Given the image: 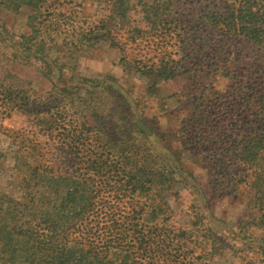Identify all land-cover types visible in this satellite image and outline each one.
<instances>
[{"label":"rangeland","instance_id":"obj_1","mask_svg":"<svg viewBox=\"0 0 264 264\" xmlns=\"http://www.w3.org/2000/svg\"><path fill=\"white\" fill-rule=\"evenodd\" d=\"M5 2L18 8L0 6V82L34 100L38 108L57 112L71 128L87 122L89 132L130 144L140 155L136 159L157 171L154 191L162 210L156 217L145 214L150 208L141 203L144 195L134 196L133 202L126 190H119L112 203V185L75 170L58 136L43 134L26 115L14 111L0 119V192L21 200L25 160L36 161L58 178L60 194L64 185L72 186L64 177L86 178L87 186L71 187L70 196L85 193L91 198L88 218L108 216L122 226L139 208L136 200L143 206L144 226L190 230L192 235L183 239L201 248L205 264H264V209L260 211L257 200L262 193L256 194L250 184L256 172H264V150L261 159H250L249 168L234 154L222 163L211 155L214 140L215 147L223 148L220 139L227 135L230 142L253 135L264 112V43L209 24L210 11L225 13L235 0H167L159 23L153 21L152 0H141L151 8L139 0L112 6L111 0H72L63 8L72 15L68 31L46 30L53 41L44 38L51 45L44 56L60 66L57 71L52 65L48 73L38 59L41 53L30 51L29 39L21 37L40 27L38 10L23 0ZM110 10L114 15L101 22L107 21L112 39L101 35L104 25L94 29ZM86 29L91 33L82 37ZM81 78L99 82L92 87ZM98 113L103 119L97 127L93 114ZM132 120L142 121L147 138L138 134ZM205 125L215 130V139L201 138ZM20 145L23 149L17 151ZM28 147L38 157L22 155Z\"/></svg>","mask_w":264,"mask_h":264},{"label":"trees","instance_id":"obj_2","mask_svg":"<svg viewBox=\"0 0 264 264\" xmlns=\"http://www.w3.org/2000/svg\"><path fill=\"white\" fill-rule=\"evenodd\" d=\"M5 1L0 0V6L4 5L16 11L18 5L11 7ZM71 1L23 0L26 5L34 7L36 13L38 10L41 16L40 27L34 26L28 34L21 37L29 39L30 51L34 49L41 53L42 58L38 59H42L44 73L51 71L52 65L60 71V66L53 60L49 63L46 59L47 49L51 45H47L44 38L53 41L52 34L49 38L50 32L46 31L47 29L58 30L57 28L61 27V31H68V26L72 25V20H69L72 19V15L65 14L63 8ZM123 1L111 0L109 5L112 6L115 2L122 4ZM139 1L146 6L141 0ZM166 2L167 0H163L162 3L157 4V0H152L155 7L152 13L154 23L164 20ZM234 3L225 13L210 11L209 24L220 31H233L244 35L255 44H263L264 0H235ZM151 7L152 5L146 6V8ZM41 8L47 11L43 15ZM112 12L110 10L106 18H101L94 28L97 30L98 24L104 25L102 27H105V30L101 35L110 39L113 35L106 24L114 15ZM144 15L148 19V14L144 13ZM105 20L107 21L101 22ZM80 33L83 37L87 33L90 34L91 30L86 29ZM71 79L78 77L68 78ZM81 79L90 82L92 87L99 82L87 78ZM53 108L58 111L57 108ZM46 109L38 108L34 100L15 93L0 82V119L7 118L13 111L26 115L31 124L39 129L38 131L49 137L58 136L69 150L67 153L73 160L75 170H80L83 174L90 172L92 178L104 181V186H113L110 199L112 203L117 200L119 190H126L131 194V201L134 196L144 195L141 203L150 208L145 214L153 217L159 214L162 205L160 197L156 195L157 191H154L153 181L157 171L151 170L144 161H138L136 157L140 155L130 144L122 145L110 135L104 139L102 134L89 132L85 128L88 126L87 122L81 123L77 130L76 126L71 128L70 122H63L57 112ZM93 116H96L94 121L98 127L97 121L102 120L103 117L99 113ZM259 117L261 118L256 119L259 123L258 128L253 135L245 134L243 139H233L231 142L230 135H227L224 141L220 139L223 148L215 147L217 140H214L212 144L214 148L211 150L214 162L222 163L227 156L234 154L243 161L245 168H249L250 159L255 161L261 159L260 152L264 150V112ZM132 124L142 138H147L149 133L143 129L141 120H132ZM202 131L201 138L205 137L206 141L215 139L211 137L215 130L209 126L202 127ZM18 143L21 144L22 141ZM94 146H99L101 150L93 149ZM22 147L20 145L16 150L20 151ZM33 149L34 147H28L26 153L23 151L22 155L38 157V154L32 152ZM25 166L27 173L22 175L20 181V189L23 193L21 200H13L0 192V264H205L199 254L201 248L197 250L195 246L189 244L188 238L183 239L184 236L192 235L190 230H175L156 223L152 226H144L147 223L142 220L143 215L140 214L143 206L136 200L135 204L139 208L126 216L122 226H119L117 220H109L108 216L104 220L91 219L88 218L91 198L85 196V193L79 198L70 196L71 187L87 186L86 178L77 181L70 179L73 178L72 175L64 177V180L72 186L64 185L67 190L64 191L65 188H62L63 194H60L58 178L48 173L50 170L41 169L36 161L28 163L25 160ZM263 182L264 172L259 171L250 182L255 187L256 194L262 193V196L258 195L257 198L260 200V211L264 209V203L261 202L264 201L263 191L260 192L264 189ZM48 191L54 192L55 196L50 198ZM262 223L264 224V221ZM262 227L264 230V226Z\"/></svg>","mask_w":264,"mask_h":264}]
</instances>
